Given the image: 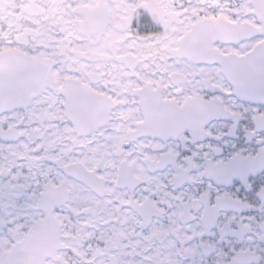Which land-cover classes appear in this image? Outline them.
<instances>
[{
    "label": "snow or ice",
    "instance_id": "obj_1",
    "mask_svg": "<svg viewBox=\"0 0 264 264\" xmlns=\"http://www.w3.org/2000/svg\"><path fill=\"white\" fill-rule=\"evenodd\" d=\"M0 264H264V0H0Z\"/></svg>",
    "mask_w": 264,
    "mask_h": 264
}]
</instances>
